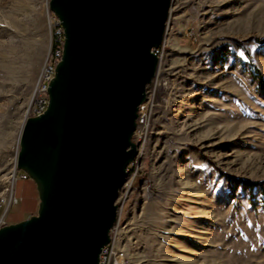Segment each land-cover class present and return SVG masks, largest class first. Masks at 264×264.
Returning <instances> with one entry per match:
<instances>
[{
	"label": "rangeland",
	"instance_id": "obj_1",
	"mask_svg": "<svg viewBox=\"0 0 264 264\" xmlns=\"http://www.w3.org/2000/svg\"><path fill=\"white\" fill-rule=\"evenodd\" d=\"M49 2L0 0V196L54 43ZM159 55L120 247L133 264H264V0H172ZM36 191L18 181L0 223L37 214Z\"/></svg>",
	"mask_w": 264,
	"mask_h": 264
},
{
	"label": "water",
	"instance_id": "obj_2",
	"mask_svg": "<svg viewBox=\"0 0 264 264\" xmlns=\"http://www.w3.org/2000/svg\"><path fill=\"white\" fill-rule=\"evenodd\" d=\"M172 0H50L64 31L49 105L26 118L17 168L37 214L0 227V264H99L138 156L140 106L157 74Z\"/></svg>",
	"mask_w": 264,
	"mask_h": 264
},
{
	"label": "built area",
	"instance_id": "obj_3",
	"mask_svg": "<svg viewBox=\"0 0 264 264\" xmlns=\"http://www.w3.org/2000/svg\"><path fill=\"white\" fill-rule=\"evenodd\" d=\"M53 28L55 29L54 34V43L50 50V53L48 54L45 63L42 67V70L40 72V75L36 81L33 95L30 103V108L28 112L29 116H37L41 115L48 107L49 105V83L55 76L56 66L58 62L60 61L62 55H63V43H64V31L62 26L60 25L58 18L53 17ZM158 53V49L156 50ZM159 54V53H158ZM150 107H149V99L147 96V101L140 106L139 109V115H138V128L139 126L145 127L148 126V123L150 121ZM138 129H136L134 134V141H138ZM19 152V147L17 149V156ZM139 156V155H138ZM138 156L135 158V160L130 164L128 170L129 173L134 169L136 162L138 163ZM30 177L27 173L24 171H21L17 168V158L14 165V168L9 173L6 183H5V189L3 190L1 194V202L7 207L8 211H11V209L20 203L21 198L16 196V184L20 180H28ZM128 185V181L125 184L124 188H126ZM8 224L5 220L0 223V227ZM121 224V216L118 214V220L114 224L112 230H111V241L110 243L104 247L102 250V253L100 255V261L99 264H133L131 258L129 257L127 251L120 247L119 245V229Z\"/></svg>",
	"mask_w": 264,
	"mask_h": 264
},
{
	"label": "crops",
	"instance_id": "obj_4",
	"mask_svg": "<svg viewBox=\"0 0 264 264\" xmlns=\"http://www.w3.org/2000/svg\"><path fill=\"white\" fill-rule=\"evenodd\" d=\"M38 191H36L35 193L33 192V198L32 199V204H31V208L36 209V207L38 208V204H39V199H38ZM22 200V196H19ZM22 204V203H21Z\"/></svg>",
	"mask_w": 264,
	"mask_h": 264
},
{
	"label": "trees",
	"instance_id": "obj_5",
	"mask_svg": "<svg viewBox=\"0 0 264 264\" xmlns=\"http://www.w3.org/2000/svg\"><path fill=\"white\" fill-rule=\"evenodd\" d=\"M50 13H51V17H54V14L52 12H50ZM63 38H64V35H63ZM158 53H160V48L158 49ZM254 71H255V74L257 75V77L259 78L261 85L264 87V82H262V76H261L260 70L255 68ZM23 201H24V198H22L21 203Z\"/></svg>",
	"mask_w": 264,
	"mask_h": 264
}]
</instances>
